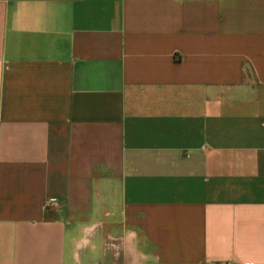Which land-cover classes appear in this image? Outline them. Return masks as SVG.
<instances>
[{"label": "crops", "instance_id": "1", "mask_svg": "<svg viewBox=\"0 0 264 264\" xmlns=\"http://www.w3.org/2000/svg\"><path fill=\"white\" fill-rule=\"evenodd\" d=\"M85 257L264 264V0H0V264Z\"/></svg>", "mask_w": 264, "mask_h": 264}, {"label": "rangeland", "instance_id": "2", "mask_svg": "<svg viewBox=\"0 0 264 264\" xmlns=\"http://www.w3.org/2000/svg\"><path fill=\"white\" fill-rule=\"evenodd\" d=\"M81 248H82V247H81ZM88 251H89V247H88V246H86V247L83 248V249H80V256H82L83 253H87V255H89ZM82 257H83V256H82ZM82 257H81V258H82ZM102 257H103V256L101 255V259H100L101 262L103 261V260H102ZM91 258H95V257H91V256H90V259H91ZM83 262H84L85 264H93L92 262H90V261L87 259V257H85V258L83 259ZM102 263H103V262H102Z\"/></svg>", "mask_w": 264, "mask_h": 264}, {"label": "built area", "instance_id": "3", "mask_svg": "<svg viewBox=\"0 0 264 264\" xmlns=\"http://www.w3.org/2000/svg\"><path fill=\"white\" fill-rule=\"evenodd\" d=\"M50 204H52V202L49 201V202L47 203V205H50Z\"/></svg>", "mask_w": 264, "mask_h": 264}]
</instances>
